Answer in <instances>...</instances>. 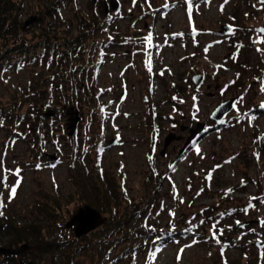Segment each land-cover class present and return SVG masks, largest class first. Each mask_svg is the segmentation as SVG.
I'll list each match as a JSON object with an SVG mask.
<instances>
[{"label": "rangeland", "instance_id": "rangeland-1", "mask_svg": "<svg viewBox=\"0 0 264 264\" xmlns=\"http://www.w3.org/2000/svg\"><path fill=\"white\" fill-rule=\"evenodd\" d=\"M10 2L21 7L17 36L36 52L0 68V245L8 243V225H36L39 238L34 232L26 243L61 247L24 252L25 262L108 264L121 247L100 248L98 232L76 238L66 227L87 205L75 183L100 178L115 180L136 203L150 189L162 197L148 218L156 242L115 264H264V246L257 245L264 243V203L252 200L255 208L243 211L251 197L264 199V112L252 111L264 104V37L257 30L264 26V5L191 0L190 23L188 0H117L114 11L112 0ZM32 16L43 21L24 27ZM224 26L232 30L223 33ZM85 29L102 38L75 59L52 49ZM195 75L204 76L199 87ZM232 98L236 107L220 123L229 121L217 126L211 114ZM72 109L80 120L70 135ZM199 123L204 130L181 152ZM170 135L175 139L165 147ZM17 169L22 180L9 201ZM151 170L156 181L148 187ZM165 231L183 234L165 238ZM233 236L242 248L224 251L231 245L223 241Z\"/></svg>", "mask_w": 264, "mask_h": 264}, {"label": "trees", "instance_id": "trees-1", "mask_svg": "<svg viewBox=\"0 0 264 264\" xmlns=\"http://www.w3.org/2000/svg\"><path fill=\"white\" fill-rule=\"evenodd\" d=\"M10 4V0H0V68L3 64L13 60L18 54H30L31 49L34 48L30 44H25L24 39L17 36V33H19V29L21 28V24L18 21L19 10L21 7L17 6L16 8H11L12 4ZM51 16L52 18L55 17V15ZM37 20L42 22L43 18L39 17ZM93 31L94 30L86 31L85 29L81 33H76L75 36L64 37L62 38V43H60L59 47H52V49L56 50L59 48L58 50H60V54L63 56L67 53L68 60L70 58L69 56L75 59L74 57L77 56V54H80L84 48L95 46L100 42L102 38L101 35H92L91 32ZM47 37L48 36L44 38V42H46L44 46L49 48L50 43H48ZM32 51L36 52L35 49ZM62 58H60L59 61H61ZM261 105L262 104H257L252 111L264 112V108H262ZM228 121L229 120H226L223 123L217 124V126L225 125V122ZM154 174L155 172L152 170L148 173L146 180L148 187L152 186L156 181L152 177ZM75 184L76 193L81 196L86 204L92 205L99 212L108 216V221L100 226L99 230L90 232V234L97 232L100 234L98 238L100 248L107 247L108 244H111V247L114 248L121 247L117 256L114 259H111L108 264H115L119 260L125 258H133L142 248L150 247L156 242L149 234L148 218L149 215L154 212L157 203L162 201L161 196L157 198L155 197L158 189H150L148 195L143 201L136 203L132 199L127 198L125 192L120 191V185L113 179L107 182L104 179L99 178L93 185L89 184L87 181H84L83 183L78 181ZM122 204H125L124 212L120 213L118 210ZM159 205H161V203H159ZM203 217L207 218L208 215L204 214ZM4 225L5 222L0 220V242L3 235ZM8 228L9 240L5 246L11 248L18 246L21 243H29L34 232L36 234L35 238H39L37 231L41 232L40 226L36 225L18 226L16 224H10L8 225ZM181 234H183V231H165L162 235L165 238H169ZM241 241L242 240L239 238L236 239L235 236L230 239H225L223 244H230L231 246L224 251L242 248L243 241ZM60 247V243L54 241L40 242L38 239L37 245L28 252H33V250L49 252L59 249ZM100 256H102V254H100ZM4 262L18 264L16 256L0 255V264H4Z\"/></svg>", "mask_w": 264, "mask_h": 264}, {"label": "water", "instance_id": "water-1", "mask_svg": "<svg viewBox=\"0 0 264 264\" xmlns=\"http://www.w3.org/2000/svg\"><path fill=\"white\" fill-rule=\"evenodd\" d=\"M96 1V0H95ZM119 7L117 0H112L111 3V9L114 11ZM109 8H105V13L109 12ZM37 16H32L30 19L25 21L24 27L29 26L33 22L37 20ZM224 31L223 33H228L229 27L224 26ZM260 29H264V26L259 27L257 30L259 31ZM264 37V36H263ZM204 81V76L203 75H195L193 77V82L195 84V87H199L202 85ZM236 103V98L229 99L221 104L218 105L217 108L213 111V113L210 116V119L220 123L232 110H233V105ZM79 116L77 113H75L74 109L71 110L70 112V118H69V126L68 128L71 130L70 135H73L75 133V129L77 127V124L79 122ZM205 128L204 123H199L197 125V128L194 130H191V135L188 137L186 141L185 147L182 149L181 152H183L196 137L198 132L203 131ZM175 139L173 135H170L166 138L165 140V147L169 144L171 140ZM108 221V217L103 216L102 213H100L97 209L90 205H85L77 210V212L71 217V219L67 222L66 227L67 228H73L74 234L76 238H81L87 234H89L92 231H95L97 228L100 226L104 225ZM259 247L264 246V243H257ZM33 246L24 243L20 247H6L0 245V255H10V256H18L21 253L28 252L32 250ZM18 264H36L34 261H28L25 262L22 259L18 260ZM45 264V263H43Z\"/></svg>", "mask_w": 264, "mask_h": 264}, {"label": "snow or ice", "instance_id": "snow-or-ice-1", "mask_svg": "<svg viewBox=\"0 0 264 264\" xmlns=\"http://www.w3.org/2000/svg\"><path fill=\"white\" fill-rule=\"evenodd\" d=\"M147 2H148V0H146V3H147ZM225 2H227V0H225ZM135 3H136V0H133V4H135ZM188 3H189V21H190V23H191V7H192L191 0H188ZM259 3H260L261 5H264V0H259ZM149 7H151L150 3H149ZM253 7H256V5H253ZM221 10H223V9H221ZM246 15H247V14H246ZM233 19H234V18H233ZM194 30H195V29H194ZM229 30H230V31L232 30V29H231V26H229ZM259 33H260L261 36H264V29H260V30H259ZM110 39H111V37H110ZM145 40H147L149 43H151V41H152V35H151V33H149V35H148L147 37H145ZM260 42H264V41H260ZM204 51H205V53H207L208 48L206 47V48L204 49ZM257 51H260V49H257ZM148 67H149V71H151V57H149ZM162 74H163V72H161V75H162ZM237 76H239V74H237ZM5 82H7V81H5ZM261 91H264V87L261 88ZM174 99H175V97H174ZM193 100H194V101L196 100V97H195V96L193 97ZM240 100L242 101V100H243V97H241ZM194 107H195V105H194ZM233 107H236V105L234 104ZM261 107L264 108V104H262ZM197 110H198V108H197ZM101 111H104V109L101 108ZM117 114H118V113H117ZM125 115H127V114H125ZM193 118L195 119V116H194ZM254 118H255V117H252V119H254ZM116 142H117V143L120 142V138H119V136L117 137V141H116ZM196 152H197V154L199 155V154H200V149L197 148V149H196ZM121 155H122V154H121ZM202 158H203V157H202ZM149 160H150V161L152 160V157H151V156H149ZM228 162H230V161H228ZM54 166H55V165H53V167H54ZM37 167H39V165H37ZM123 167H124V166L121 165V169H122ZM217 167H219V166H217ZM169 168H171V169L174 170V169H175V166H174V165H169ZM19 173H20V170L17 169V170L15 171V175H16L18 178H17L15 184H14L13 186H11V188H10L9 201H10L11 199H14V198H15V196H16V194H17V189H18V187H19L20 184H21V180H22V178H20ZM4 179L6 180V177H5ZM169 179H170V178H169ZM206 179L211 180V174H209V176H207ZM54 183H55V181H54ZM241 184H242V186H243V185H244V181H241ZM122 188H123V181H122ZM173 190L175 191V184H174V183H173ZM124 191H125V195L127 196V190H126V188L124 189ZM201 191H203V189H201ZM232 191H233V189H227V190H226V194H227V193H231ZM257 199H259L261 203H264V199H262V198L251 197L250 200H249V204H248L247 207L243 210V211L245 212V214H247L249 208H255V205L252 203V200H257ZM181 203H183V200H181ZM4 206H5V205H4V202H3L2 200H0V209H3ZM3 215H4L3 211L0 210V216H3ZM173 215H174V214H173ZM222 215H223V214H222ZM239 223H240V222L237 221V224H239ZM261 225L264 226V221H261ZM213 227H215V225H213ZM222 234H223V232H222V230H221L220 235H222ZM213 239H217L215 233H213ZM217 242H219L218 239H217ZM189 246H190V245H189ZM183 251H184L183 248L180 249V253L177 255V261H178V262H179V260L181 259V254L183 253ZM221 255H223V252L221 253ZM153 258H154V257H153ZM225 264H226V262H225Z\"/></svg>", "mask_w": 264, "mask_h": 264}, {"label": "bare ground", "instance_id": "bare-ground-1", "mask_svg": "<svg viewBox=\"0 0 264 264\" xmlns=\"http://www.w3.org/2000/svg\"><path fill=\"white\" fill-rule=\"evenodd\" d=\"M23 253H21L20 255L17 256L18 260L22 259L20 256L22 255ZM23 260V259H22ZM24 261V260H23Z\"/></svg>", "mask_w": 264, "mask_h": 264}]
</instances>
